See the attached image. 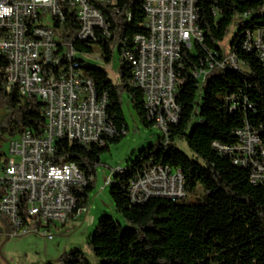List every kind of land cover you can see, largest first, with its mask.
I'll return each mask as SVG.
<instances>
[{
    "label": "trees",
    "instance_id": "16d2710c",
    "mask_svg": "<svg viewBox=\"0 0 264 264\" xmlns=\"http://www.w3.org/2000/svg\"><path fill=\"white\" fill-rule=\"evenodd\" d=\"M197 7L203 41L195 43L193 50L184 48L183 68L177 67L184 82L177 96L179 119L170 124L167 135L162 133L155 144L116 170L110 193L123 221L104 214L88 238L100 264H264V184L252 182L249 166L234 163L214 145H236L237 131L249 124L260 132L264 146V66L255 53L242 47L247 30L264 27V0H198ZM101 8L111 21L113 34L101 39L99 48L103 59L110 62L118 46L120 81L114 83L104 68L78 58L93 78L97 93H106V110L116 133L102 145L90 147L58 139L52 157L56 163L76 162L86 177V185L77 192L79 206H89L101 155L127 130L123 94H128L145 125H155L146 117L143 91L132 83L133 66L121 56L122 48L133 50L135 35L145 32L143 1L118 0L116 10ZM232 27L236 32L229 49L249 69L214 68L200 83L191 69L205 66L210 50L226 55L221 43ZM76 47L87 53L94 48L86 43ZM6 66L7 60L1 58L0 104L9 110L3 130L11 135L26 128L41 132L46 124L45 103L22 100L16 87L6 92ZM177 138L186 140L194 157L176 146ZM152 165L180 170L187 196L199 188L202 195L191 201L151 196L133 202L131 183ZM61 258L65 264H91L80 248L64 252Z\"/></svg>",
    "mask_w": 264,
    "mask_h": 264
},
{
    "label": "built area",
    "instance_id": "2783aa9c",
    "mask_svg": "<svg viewBox=\"0 0 264 264\" xmlns=\"http://www.w3.org/2000/svg\"><path fill=\"white\" fill-rule=\"evenodd\" d=\"M142 1L145 32L135 35L133 50L123 47L121 56L133 66L132 83L143 91L146 117L167 135L170 124L180 116L177 96L184 82L177 67L183 68L184 48L193 50L195 43L203 41L197 24L198 0ZM117 2L0 0V13L11 9L0 14V59L7 60L5 90L16 87L22 100L43 101L46 118L41 132L26 128L14 135L9 144L11 155L0 162V213L9 220L14 236L35 232L51 239L53 225L75 219L70 218V211H77V218L88 212L89 206L78 204L77 192L87 183L79 165L56 163L52 157L58 139L90 147L102 145L116 133L106 110L107 95H99L93 78L83 72L78 53L84 51L76 45L86 43L100 50L99 41L113 34L101 7L116 10ZM53 39L64 40V54L54 53ZM242 47L255 53L264 66V27L247 30ZM242 65L231 49L223 56L210 50L205 66L190 72L199 74L203 83L214 68L240 69ZM236 135V145H214L234 163L249 166L252 182L264 184L260 132L246 124ZM115 174L116 168L105 184L111 185ZM129 194L133 202L151 196L187 197L182 172L159 165L150 166L133 181Z\"/></svg>",
    "mask_w": 264,
    "mask_h": 264
},
{
    "label": "rangeland",
    "instance_id": "374dc122",
    "mask_svg": "<svg viewBox=\"0 0 264 264\" xmlns=\"http://www.w3.org/2000/svg\"><path fill=\"white\" fill-rule=\"evenodd\" d=\"M235 32L236 27H232L230 33L222 41L221 45L224 51L229 50ZM100 55L102 53L97 47H94L91 53H78V57L83 58L88 65L104 68L114 83L119 82L120 57L118 46L113 49L112 61L107 62ZM248 69L247 65H242V70ZM123 110L127 130L119 142L112 143L110 149L101 155L100 162L96 165L94 187L89 192L88 212L65 225L59 223L53 225L51 232L54 236L51 239L41 233L22 236L12 235L10 237L7 234H1L0 264H65L61 256L64 252L68 253L75 248L82 249L91 264H100V259L88 244L89 236L94 232L99 218L104 214L113 215L123 221L122 216L115 208L110 193V185L105 184V178L112 173L113 169H118V166L124 168L129 161L137 157L142 149L155 144L162 134V130L158 126H147L142 122L126 93L123 94ZM8 113V108L0 104L1 163L11 155L9 144L14 136L2 128L7 120ZM175 143L180 150L190 157H194V153L188 147L186 140L177 138ZM201 195L202 189L199 188L195 195H188L186 199L195 200Z\"/></svg>",
    "mask_w": 264,
    "mask_h": 264
},
{
    "label": "bare ground",
    "instance_id": "6f19581e",
    "mask_svg": "<svg viewBox=\"0 0 264 264\" xmlns=\"http://www.w3.org/2000/svg\"><path fill=\"white\" fill-rule=\"evenodd\" d=\"M52 47H54V53L57 54H64L65 53V42L63 39H53L52 40ZM227 67H232V68H237V66H227ZM224 68V67H223ZM200 78L199 74H195ZM181 78V76H180ZM155 126H158V123H155ZM237 133H240V130L237 131ZM104 143V141H103ZM123 168H118L116 170L120 171ZM175 172H181L180 170H175ZM70 218H77V211H70Z\"/></svg>",
    "mask_w": 264,
    "mask_h": 264
},
{
    "label": "crops",
    "instance_id": "0c3cea01",
    "mask_svg": "<svg viewBox=\"0 0 264 264\" xmlns=\"http://www.w3.org/2000/svg\"><path fill=\"white\" fill-rule=\"evenodd\" d=\"M77 218L73 219L76 220ZM12 231V226L9 222V220L7 219V217L5 215H3L2 213H0V235L1 234H7L9 237L12 236L11 234ZM32 234H36L35 232H31ZM28 233V234H31ZM18 236H22V235H18Z\"/></svg>",
    "mask_w": 264,
    "mask_h": 264
},
{
    "label": "clouds",
    "instance_id": "9594fccd",
    "mask_svg": "<svg viewBox=\"0 0 264 264\" xmlns=\"http://www.w3.org/2000/svg\"><path fill=\"white\" fill-rule=\"evenodd\" d=\"M11 11V9H3V12L2 13H0V14H7V13H9Z\"/></svg>",
    "mask_w": 264,
    "mask_h": 264
}]
</instances>
